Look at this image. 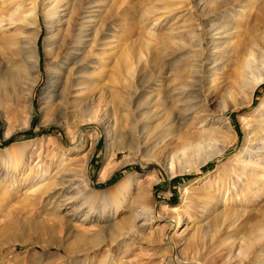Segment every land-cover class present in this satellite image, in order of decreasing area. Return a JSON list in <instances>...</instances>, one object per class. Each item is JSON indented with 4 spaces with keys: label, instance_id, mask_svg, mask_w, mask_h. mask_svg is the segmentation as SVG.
I'll use <instances>...</instances> for the list:
<instances>
[{
    "label": "rangeland",
    "instance_id": "374dc122",
    "mask_svg": "<svg viewBox=\"0 0 264 264\" xmlns=\"http://www.w3.org/2000/svg\"><path fill=\"white\" fill-rule=\"evenodd\" d=\"M88 1L0 0V264H257L264 153L248 165L242 151L261 147L264 138L262 56L255 76L263 81L252 99L246 88L227 96L240 64L227 58L226 45L217 54L223 70L211 86L204 82L197 109L172 137L163 139L167 122L144 135L148 119L139 116L165 92L156 86L164 76V39L181 47L171 56L184 60L177 70L186 67L204 39L203 24H227V0H94L103 12L93 31L109 28L114 44L100 55L91 41L74 54L80 38L66 42L69 19L80 29ZM66 7L65 24L53 28ZM245 9L263 28L264 0H247ZM33 48L39 70L32 73L26 53ZM69 57L80 64L66 65L62 81L95 82L90 94L101 101L99 112L89 104L76 119L55 108L49 78ZM198 141L210 147L171 165L174 149ZM108 143L115 146L111 158ZM218 150L221 156L198 166L199 156ZM9 167L22 173L12 188ZM62 167L75 185L65 200L57 186ZM142 207L149 220L133 221Z\"/></svg>",
    "mask_w": 264,
    "mask_h": 264
},
{
    "label": "bare ground",
    "instance_id": "6f19581e",
    "mask_svg": "<svg viewBox=\"0 0 264 264\" xmlns=\"http://www.w3.org/2000/svg\"><path fill=\"white\" fill-rule=\"evenodd\" d=\"M246 2L247 0H227V18H230L227 21V24H217V23L210 24V22L203 24L201 30L204 32L203 35L204 39L203 41H201V43L195 44L196 52H197L196 55L192 56V58H190L187 61L188 62L187 66L182 68L181 70H177V69L179 68L180 63L184 62V60L175 59V61H173L171 58V56L173 55V51L175 50L176 52H179L181 50V47H178L177 43H173V40L170 38L164 39L163 41L164 59L162 65V68L164 69V76L162 77V80L158 84H156V86L162 87L165 92H163L164 94L162 93L161 96L160 95L152 96L149 102L147 103L145 112L139 115L140 117L147 116L148 119L147 120L148 123L144 125V127H148L146 128V132H144V135L148 134L149 132L147 130L151 129L152 127L157 128L161 123L163 124L167 122L165 123V125L163 124L164 128H166L164 131L165 134H163V139H169L170 137H172V135L176 133V131H179L182 128V126L185 125L186 121L190 119L189 117L197 109L198 103H200L199 96L201 95V93H203L204 82L208 80V83H210L211 86L216 81V79H213L212 77L214 75H217L218 70L220 71L222 69L218 67V65L221 62V57L220 56L218 57L217 54L220 51H222L226 45H227V58L233 55L235 56L236 61L240 64V73L237 74L234 82H232V84H230L227 87V96H231L236 90L246 88L248 90V95L250 99L253 98L257 88L262 84L263 81V79H259L258 77L255 76L256 73L255 71L258 69L259 66V64L257 63L258 62L257 55H259V57L261 55L262 56L261 61L262 63L264 62V24H263V28L261 29L255 27V25L252 24L253 21L258 20V15L253 14L252 12H250L248 15L246 14V11L248 10L245 9ZM100 8L101 7L97 4V2H95L94 0H89L86 3L85 9L82 12H80L82 19V27L78 30L75 28L76 26L74 25L75 19L74 20L69 19V24L71 25V31L69 32L70 34L66 36V42H68V40H70L73 37L80 38L78 43L79 46L77 45L76 47L73 45L72 47V51L74 52V54L81 52V50L86 46V44H88V42L91 41L96 42L97 47L98 45L101 46L100 48L102 49L101 50L102 53L100 55H104L109 50L108 48L112 44H114L113 42L114 36L109 32L110 31L109 28L105 29L106 27L104 26L102 30L100 29L96 33L95 31H93L94 28L93 22H96L98 18H101L102 16L103 10H101ZM66 11H67V7L62 8L60 13L62 14ZM261 11H262L261 13L264 16V9H262ZM13 16H12V20L14 21ZM38 16H39V12H38ZM63 16L64 14H62L60 21L59 20L53 21L54 23L53 28H55L56 25L65 24V21L63 20ZM35 17H37V14H35ZM103 18H105V16L102 17V19ZM12 24L15 25L14 26L15 28H17L18 24H16L15 21ZM245 26H247L248 30L244 31ZM180 28H182V26H180ZM106 36H109L111 40H107L108 42H105ZM234 38H236L237 41L233 42ZM225 39H227V42L225 41ZM206 42L208 43L207 48L205 47ZM26 54H27L26 59L31 62V67H30L31 72L33 73L34 71L39 70V61L36 58L35 49L33 48V50L28 51V53ZM72 58L73 57H69L60 66V71H61L60 73H54L50 76L48 89L53 87L54 95L51 96L54 99L55 108H58L63 114L66 115L69 112L72 114V117H76L77 119L79 117L78 115L79 112L83 114L87 112V106L89 107V104L92 106L95 113L99 112L101 110V101H99L98 103L95 102L97 100L93 99L92 94H90L92 91L95 92L93 90L95 82L93 83V82L85 81L84 79H79L77 80L76 84L74 82L72 84L70 83L67 86L66 83L65 86V82L62 81L63 77H61V75L65 73L64 72V69H66L65 66L71 64L73 65L74 68L75 66L80 64V60L73 62ZM127 58L128 59L125 60L128 61L129 57ZM228 62L229 59H227V64ZM127 65H129L127 67L130 68V63ZM93 66H94L93 64L90 66L88 65V67H92V68ZM124 68L126 67L124 66ZM100 71L101 69L99 71L94 70L93 72H100ZM68 73H70L69 74L70 76L72 75L71 71ZM183 81H185L186 84L179 85V83ZM169 106H171L172 108H169ZM95 113H93V115ZM96 118L97 116L94 117V121H96ZM91 121L93 120L91 119ZM110 123L112 124L110 119L104 121L103 122L104 128L105 129L110 128L111 127ZM150 123L153 126L149 125ZM208 132L210 135L214 134V131L212 129H209ZM260 141H262L261 143H259L262 145L261 147L248 146L247 149L245 148L242 151V155H244V157L248 161L247 163L248 165L256 157L258 156L263 157V154L260 155L261 154L260 152L264 153V138L262 137ZM187 143L185 145H182L180 148L174 149L171 152L169 156L170 157L169 161L172 166L175 159H178L179 161L185 159L186 162H190L192 158H194L197 154L200 155L202 151L204 152V149L209 146L207 142L204 143L198 141L196 143L190 142L191 144H187ZM113 147L115 148V146H113V143L107 144L106 152H107V156L110 158L113 157L114 154ZM222 154L223 152L219 150L215 153H209L206 155L203 154L204 156H199L201 158H199L200 162L198 161V166L201 167L203 165H206V163H208L210 160H213L214 158L219 157ZM61 170H63L62 173H65V177L60 180V183L57 186H60L63 189V192H65L66 196L64 200L68 198L70 199V197H67V195L69 196L75 190V188H73L75 185L70 184L71 179L69 174H67V173H71V171H69L65 167ZM105 172L107 174L108 171ZM21 174L22 173L20 172V170L16 167H11L8 170V172L6 173V178H8L7 184L9 188H12L17 184L18 178L21 176ZM51 184L52 183H50L49 186H53ZM174 211H176V209H174ZM149 213H151V211H149L146 207H142L140 211H135L132 213L133 214L132 220L139 221L141 219L143 220L145 219L146 221L147 218L150 217L148 216L150 215ZM98 219H100V216L98 217ZM150 220L153 221L154 217L150 218ZM257 240L260 244V245L258 244L260 247L259 249L255 248V250L257 249L256 263L264 264V228L262 229V234L259 235Z\"/></svg>",
    "mask_w": 264,
    "mask_h": 264
}]
</instances>
